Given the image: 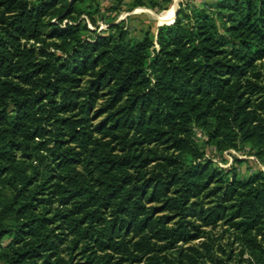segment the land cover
<instances>
[{
  "label": "trees",
  "instance_id": "16d2710c",
  "mask_svg": "<svg viewBox=\"0 0 264 264\" xmlns=\"http://www.w3.org/2000/svg\"><path fill=\"white\" fill-rule=\"evenodd\" d=\"M97 1L0 0V264H264V171L196 139L264 162V0Z\"/></svg>",
  "mask_w": 264,
  "mask_h": 264
},
{
  "label": "rangeland",
  "instance_id": "374dc122",
  "mask_svg": "<svg viewBox=\"0 0 264 264\" xmlns=\"http://www.w3.org/2000/svg\"><path fill=\"white\" fill-rule=\"evenodd\" d=\"M142 1L144 2L142 5H134L135 0H123L118 12L110 9L113 0H98L97 2L104 16H115V22L123 20L125 27L132 35L141 36L142 32L146 29H150L153 32L158 24L171 22L174 10L176 8L178 10L179 4L186 0H172L165 8H152L150 6L152 0ZM171 9L172 18L170 20H162L160 16L164 13H169ZM105 20L97 19L96 25L98 26V30L106 28ZM89 27L94 28L91 24H89ZM196 139L203 147L205 152L204 157L211 159L216 166L223 168L235 166L240 176H246L257 169L264 171V162H260L250 155L248 147H245L241 151L228 150L223 153H217L212 147L204 145L203 135L199 132L196 133ZM235 158L239 159L240 162L234 161ZM218 232L219 230L217 229L216 233ZM3 241L5 242L6 238ZM243 258L247 259L248 255L245 253Z\"/></svg>",
  "mask_w": 264,
  "mask_h": 264
},
{
  "label": "bare ground",
  "instance_id": "6f19581e",
  "mask_svg": "<svg viewBox=\"0 0 264 264\" xmlns=\"http://www.w3.org/2000/svg\"><path fill=\"white\" fill-rule=\"evenodd\" d=\"M172 11V9L170 10V12ZM164 13L162 14L160 17L162 18V20L164 19V21L167 19V20H170L172 18V12L171 13Z\"/></svg>",
  "mask_w": 264,
  "mask_h": 264
},
{
  "label": "water",
  "instance_id": "95a60500",
  "mask_svg": "<svg viewBox=\"0 0 264 264\" xmlns=\"http://www.w3.org/2000/svg\"><path fill=\"white\" fill-rule=\"evenodd\" d=\"M177 8L174 10V13H173V18H172V20H171V22H168V23H164V24H170V23H172L173 21H174V19H175V16H176V14H177ZM158 25H162V24H158Z\"/></svg>",
  "mask_w": 264,
  "mask_h": 264
}]
</instances>
